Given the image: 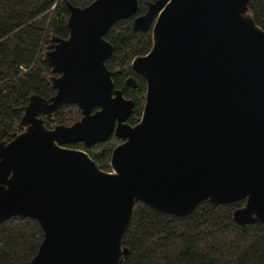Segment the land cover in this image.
<instances>
[{
	"label": "water",
	"instance_id": "95a60500",
	"mask_svg": "<svg viewBox=\"0 0 264 264\" xmlns=\"http://www.w3.org/2000/svg\"><path fill=\"white\" fill-rule=\"evenodd\" d=\"M249 1L156 0L134 18V31L152 32L150 51L131 63L146 84L134 126V103L105 65L113 47L104 36L136 14L138 0L69 6V36L45 55L55 95L30 97L23 131L0 143V223L31 218L43 231L30 264H123L138 201L184 217L203 201L244 199L234 222L264 226V30ZM72 104L79 121L45 126L40 114ZM112 135L122 143L110 172L67 147Z\"/></svg>",
	"mask_w": 264,
	"mask_h": 264
},
{
	"label": "trees",
	"instance_id": "16d2710c",
	"mask_svg": "<svg viewBox=\"0 0 264 264\" xmlns=\"http://www.w3.org/2000/svg\"><path fill=\"white\" fill-rule=\"evenodd\" d=\"M94 1L0 0V143L23 131L20 122L30 97L50 101L55 95L50 83L55 74L45 55L54 48V40L69 36V6L85 8ZM155 1L138 0L136 14L113 24L104 36L113 47L105 65L114 89L134 103L127 120L131 126L141 118L146 94L145 81L131 63L152 47L151 29L137 32L132 24ZM248 9L264 30V0H250ZM129 78L136 80V88L126 85ZM40 117L51 129L71 126L81 119V112L76 105H63L49 119ZM121 143L112 135L91 147H68L84 151L102 171L110 172L112 151ZM244 204V199L215 206L203 201L190 215L177 217L138 201L123 239L129 250L123 264H264V226L255 222L241 227L233 220ZM43 237L39 223L31 218L17 216L0 223V264H30Z\"/></svg>",
	"mask_w": 264,
	"mask_h": 264
},
{
	"label": "flooded vegetation",
	"instance_id": "af4514ba",
	"mask_svg": "<svg viewBox=\"0 0 264 264\" xmlns=\"http://www.w3.org/2000/svg\"><path fill=\"white\" fill-rule=\"evenodd\" d=\"M127 122V121H126ZM68 147V146H67ZM69 148V147H68Z\"/></svg>",
	"mask_w": 264,
	"mask_h": 264
}]
</instances>
